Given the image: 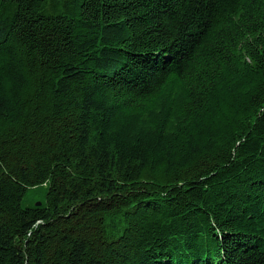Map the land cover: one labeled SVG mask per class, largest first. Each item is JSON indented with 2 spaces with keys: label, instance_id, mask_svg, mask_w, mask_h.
<instances>
[{
  "label": "trees",
  "instance_id": "16d2710c",
  "mask_svg": "<svg viewBox=\"0 0 264 264\" xmlns=\"http://www.w3.org/2000/svg\"><path fill=\"white\" fill-rule=\"evenodd\" d=\"M0 264H264V0H0Z\"/></svg>",
  "mask_w": 264,
  "mask_h": 264
}]
</instances>
